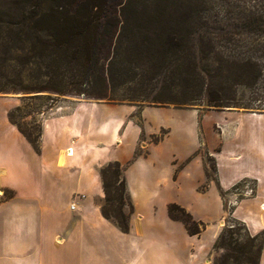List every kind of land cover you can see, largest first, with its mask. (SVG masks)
Masks as SVG:
<instances>
[{
  "label": "trees",
  "instance_id": "16d2710c",
  "mask_svg": "<svg viewBox=\"0 0 264 264\" xmlns=\"http://www.w3.org/2000/svg\"><path fill=\"white\" fill-rule=\"evenodd\" d=\"M254 1L247 6L241 0H18L9 18H0V92L32 93L20 96L32 112L31 102L42 98L49 100L47 111L56 107L53 93L139 107L264 113L258 95L238 100L239 86L252 87L261 75L264 0ZM237 48L243 51L230 53ZM20 110L21 105L11 108L8 119L38 152L42 120L37 129L26 128L18 121ZM140 154L99 170L100 213L124 233L134 212L124 170ZM205 157L214 173L205 170L206 178L222 197L215 160ZM11 195L4 190V197ZM167 213L188 235L201 233L199 222L179 204L169 203ZM240 222L244 241L232 226L223 228L212 247L222 254L211 264L259 263L264 235L250 234Z\"/></svg>",
  "mask_w": 264,
  "mask_h": 264
},
{
  "label": "crops",
  "instance_id": "0c3cea01",
  "mask_svg": "<svg viewBox=\"0 0 264 264\" xmlns=\"http://www.w3.org/2000/svg\"><path fill=\"white\" fill-rule=\"evenodd\" d=\"M131 106L134 105L85 99L65 101L42 119L36 152L10 123L11 107L0 104V264H179V244L172 228L190 235L182 222L168 216L167 205L175 201L165 203L161 219L149 215L160 183L152 153L158 143L146 144V154L135 157L124 170L134 205L129 232L120 231L100 213L98 200L104 195L100 168L110 161L125 164L138 146L144 148L143 141L139 145L141 129L138 124L133 128L129 118ZM117 107L126 111L124 117L114 113ZM242 113L250 114L256 125L229 156L234 162L245 160L241 176L222 188L217 166L221 147L214 151L207 147L205 153L215 160L216 178L223 192L239 181L253 183L255 194L241 199L232 211L233 217L243 221L253 235L257 230L238 210L250 199L256 200L260 209L264 204V124L259 125L264 123V114ZM193 157L188 156L183 165ZM203 157L200 156L201 176L192 180V192L198 179L204 178L216 187L221 205L216 219L219 222L223 204L215 182L208 181L202 173ZM171 159L176 162L171 163ZM177 161L173 156L168 158L172 181L181 179V174L173 178ZM4 190H10L12 195L4 197ZM193 218L202 222L200 217ZM217 231H213L210 242ZM204 252L203 249L202 255ZM192 255L190 252L192 261L187 264H202V255L196 262ZM258 264H264V244Z\"/></svg>",
  "mask_w": 264,
  "mask_h": 264
},
{
  "label": "rangeland",
  "instance_id": "374dc122",
  "mask_svg": "<svg viewBox=\"0 0 264 264\" xmlns=\"http://www.w3.org/2000/svg\"><path fill=\"white\" fill-rule=\"evenodd\" d=\"M16 1L18 0H0V18H9L11 11H15L14 2ZM243 1L247 6H249L251 2H255L254 0H241V5ZM229 51L230 53L236 54L237 51L243 50L237 48L229 49ZM258 56L261 65L260 79L258 83L252 87L247 88L239 86L238 100L251 101L253 100L251 98L258 95L259 100L264 104V56ZM35 93L39 94L45 92ZM25 94L32 93L0 92V104H2L4 108H13L14 106L21 105L19 116H22V119L18 116V121L24 127L35 130V128L37 129L38 122L48 116L53 108L47 111L45 104H49V100L42 98L31 102V107L34 108V112H32L30 108L23 107L27 101L22 100L20 96ZM51 96L57 97L58 99L55 105L63 104L68 100L85 99L82 96L76 95L58 96L57 94L51 93ZM254 102L256 103V101ZM136 106L137 105L131 106L132 112L129 118L133 122V128H135L133 125L138 124L141 129L139 145L142 143L141 141H143L144 148L142 149L138 146L137 152L146 154L148 148L146 144L154 143L152 142L154 139L167 131L162 139L155 142L158 144L152 151L157 160L160 183L158 190L152 197V200L156 202L151 211L148 210L149 215L155 214L157 218L161 219L165 210V203L172 200L186 210L188 209L193 216L200 217L203 223L199 222L202 228L199 238L197 236L188 237L184 235L185 233L183 234V231H179L176 227L172 228L174 236L178 239L179 244L180 251L178 253V260L179 264L190 263L192 258L189 256V253L192 252V256L196 262L198 257H201L202 250L204 249L205 252L201 259L202 264H211L216 256L222 254L221 249H216L212 252V247L216 240L215 238L210 242L213 231L218 230V235L223 228L226 229L232 226L231 230L234 232V235L237 236L236 234H239L240 241H244L246 237L244 226L239 220L233 217L232 211L241 199L253 196L255 194V188L252 182L242 181L236 189L226 191L221 197L224 207L222 208V215L218 222L216 219L220 215L221 205L216 187L210 184L211 182L208 183L204 178L203 180L198 179V181L194 183L195 187L193 193L192 180L201 176L200 156H204L203 161L206 160L207 157H205V152L208 151L207 149L212 147L211 150L214 151L219 146L221 147V151L218 153L217 166L219 164L220 185L222 188H227L234 179L239 178L243 172V162L245 160L234 162L231 161L232 158L229 156L247 139V133H249L252 126L256 125L255 119L248 113H242L250 112L242 108L232 110L211 109L198 112L195 107L179 109L172 106L155 107L146 104H143L139 108ZM28 112L29 114L24 117ZM114 113L124 117L126 111L117 107L114 109ZM254 113L264 114L263 111H254ZM261 124L264 123L259 122V125ZM127 143H129V140ZM191 154L194 155V157L189 164H184L185 167H183L182 161ZM170 156L178 160L173 175V178L177 179L178 174L179 176L181 174V179L178 181H172L171 176H169V169L171 170V166L168 162V158ZM175 162L176 160L173 161V159H171V163ZM206 163V166L204 165V170L209 171L212 176L214 173L209 170V162ZM180 169H182L181 172ZM202 173L203 175L205 174L203 171ZM245 192H249V194L247 193L248 195H245ZM146 204L145 202L144 205ZM261 209H264V204L261 205ZM261 209L256 200L253 201L250 199L242 204L238 210L239 215L247 219L250 226L256 229V233L258 232L260 236L264 235L263 229H259L260 225L264 226V211ZM259 214L262 216L260 217ZM224 225L226 226L223 227Z\"/></svg>",
  "mask_w": 264,
  "mask_h": 264
},
{
  "label": "built area",
  "instance_id": "2783aa9c",
  "mask_svg": "<svg viewBox=\"0 0 264 264\" xmlns=\"http://www.w3.org/2000/svg\"><path fill=\"white\" fill-rule=\"evenodd\" d=\"M247 193L249 194V192H245V195H248ZM71 207L73 208V205Z\"/></svg>",
  "mask_w": 264,
  "mask_h": 264
}]
</instances>
